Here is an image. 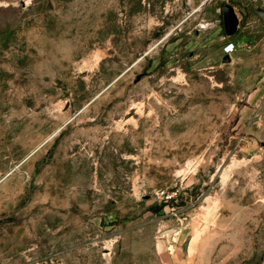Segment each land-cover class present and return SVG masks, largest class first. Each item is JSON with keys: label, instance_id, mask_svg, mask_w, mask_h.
<instances>
[{"label": "rangeland", "instance_id": "374dc122", "mask_svg": "<svg viewBox=\"0 0 264 264\" xmlns=\"http://www.w3.org/2000/svg\"><path fill=\"white\" fill-rule=\"evenodd\" d=\"M262 5L0 0V264H264Z\"/></svg>", "mask_w": 264, "mask_h": 264}, {"label": "water", "instance_id": "95a60500", "mask_svg": "<svg viewBox=\"0 0 264 264\" xmlns=\"http://www.w3.org/2000/svg\"><path fill=\"white\" fill-rule=\"evenodd\" d=\"M258 13L264 15V11L258 10ZM222 19L225 35L227 37L234 36L238 30L239 20L234 8L231 5L225 4L222 7Z\"/></svg>", "mask_w": 264, "mask_h": 264}, {"label": "built area", "instance_id": "2783aa9c", "mask_svg": "<svg viewBox=\"0 0 264 264\" xmlns=\"http://www.w3.org/2000/svg\"><path fill=\"white\" fill-rule=\"evenodd\" d=\"M236 51V47L233 43H228L224 48L225 54H232Z\"/></svg>", "mask_w": 264, "mask_h": 264}, {"label": "crops", "instance_id": "0c3cea01", "mask_svg": "<svg viewBox=\"0 0 264 264\" xmlns=\"http://www.w3.org/2000/svg\"><path fill=\"white\" fill-rule=\"evenodd\" d=\"M262 3H263L262 8L259 10L264 11V0H262Z\"/></svg>", "mask_w": 264, "mask_h": 264}]
</instances>
